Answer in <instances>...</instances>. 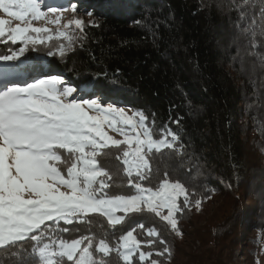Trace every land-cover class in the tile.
<instances>
[{
    "label": "trees",
    "instance_id": "trees-1",
    "mask_svg": "<svg viewBox=\"0 0 264 264\" xmlns=\"http://www.w3.org/2000/svg\"><path fill=\"white\" fill-rule=\"evenodd\" d=\"M76 2L77 10L92 13L84 39L64 58L27 52L18 62L21 72L61 74L86 97L143 110L155 136L165 127L179 134L187 155L158 157L153 165L159 167V177L144 183L155 187L167 171L171 180L204 197L201 210L193 207L180 216L182 237L171 234L159 218L134 215L137 223L155 228L169 242L172 256L164 264H230L237 250L246 264H257L258 238L250 233L264 231V66L259 60L264 56V17L259 0ZM253 19L255 48L240 31ZM93 20L98 27L88 26ZM7 47L0 44V53ZM117 164L112 159L106 166L115 171ZM197 171L199 177L189 179ZM92 230L100 231L98 225ZM136 235L142 241L156 239L139 229ZM154 247L162 250L163 245L157 241ZM134 264H140L138 257Z\"/></svg>",
    "mask_w": 264,
    "mask_h": 264
},
{
    "label": "snow or ice",
    "instance_id": "snow-or-ice-1",
    "mask_svg": "<svg viewBox=\"0 0 264 264\" xmlns=\"http://www.w3.org/2000/svg\"><path fill=\"white\" fill-rule=\"evenodd\" d=\"M259 2L264 17V0ZM68 10H45L43 0H0V13L8 17L0 18V44L8 46L0 53V264H134L135 257L140 264H164L172 256L169 242L134 215L159 218L171 234L182 237L180 216L193 207L201 210L204 197L171 180L167 171L155 187L144 183L159 177L153 165L158 157L187 155L179 134L165 127L155 136L143 110L129 115L97 99H77L78 86L58 75L17 82L18 62L27 52L64 58L84 39L83 19L61 25L58 13ZM71 11L76 12L75 5ZM240 15L243 19L245 13ZM40 21L55 24V31L34 26ZM88 26L98 27L94 20ZM240 31L257 47L254 19ZM259 60L264 66V56ZM112 159L118 162L115 171L106 166ZM124 186L127 194L109 191ZM126 222L135 227H118ZM92 225L99 226V233ZM138 229L156 239H138ZM157 241L162 250L154 247Z\"/></svg>",
    "mask_w": 264,
    "mask_h": 264
},
{
    "label": "rangeland",
    "instance_id": "rangeland-1",
    "mask_svg": "<svg viewBox=\"0 0 264 264\" xmlns=\"http://www.w3.org/2000/svg\"><path fill=\"white\" fill-rule=\"evenodd\" d=\"M75 5L76 6V12L74 13L73 11H71V7ZM56 7V8H66L69 9L68 11H64L62 13H58V15H62L63 19L61 20V25L67 23L69 20L73 19V18H80L84 20V23H86L87 21H89L91 19V16H88L87 13H89L90 10L85 11V9L83 7H80V10H77L78 8V4L76 2V0H43V7L45 8V10L47 9V7ZM0 18H5L8 19V17H5L3 15V13H0ZM51 19H55L54 16L50 17ZM16 22L13 21V25ZM34 26L36 27H44L47 26L49 28H51L53 31H55L56 25L55 24H45L44 21H40V22H36L34 24ZM73 34L77 36L78 34V30H75L74 28L72 29ZM50 75H58L60 77L61 74H56V73H52V72H47V71H38V72H34V73H24L21 72V76L20 78L17 80L18 83H25V82H31L33 79H46L48 78V76ZM65 82L67 84L71 83L65 78L62 77ZM72 86V85H71ZM3 87V80L0 79V88ZM74 87V86H73ZM76 96L77 99L80 98H84V99H88V98H92V99H97L101 102H103L104 104H112L115 105L117 107H122L124 108L126 111H128L129 115H131V108L125 107V106H121V105H117V104H113V103H107L104 102L99 96H92V97H86L84 96L83 92L81 90H78V92L76 94H74ZM110 135H113L116 139H121L122 137L118 136L115 133H109ZM243 231V229H242ZM250 235L252 237H257L258 238V242H257V251H256V255H255V260L257 264H264V231L257 233L255 231L251 232ZM199 243L196 244V247L193 249L195 250L198 247ZM197 250V249H196ZM230 264H246V256L240 252V250H237L233 253V256L231 257V262Z\"/></svg>",
    "mask_w": 264,
    "mask_h": 264
}]
</instances>
